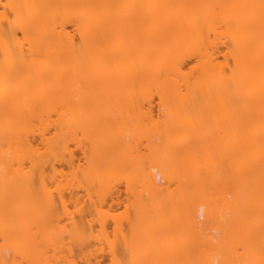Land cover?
Wrapping results in <instances>:
<instances>
[{
    "label": "bare ground",
    "instance_id": "obj_1",
    "mask_svg": "<svg viewBox=\"0 0 264 264\" xmlns=\"http://www.w3.org/2000/svg\"><path fill=\"white\" fill-rule=\"evenodd\" d=\"M0 4V264L79 263L73 246L86 243L85 225L92 219L85 223L75 216L78 209L68 210L65 191L96 186L100 198L109 179H128L117 173L128 162L148 194L135 204L134 219L125 217L129 264H209L205 247L222 253L216 264L229 257L233 264H264V161L262 169L256 161L264 146L254 148L258 158L249 148L264 145V0ZM153 94L160 120L149 115L145 128L141 116L148 115L139 113L136 99L148 101ZM208 119L221 130L230 122L256 128L255 135L236 138L241 153L248 148L253 155L233 158L245 170L238 175L234 166L229 200L217 187L222 179L214 170L223 151L208 140ZM109 123L113 132L106 130ZM141 136L160 140L147 139L148 165L141 155L129 158V144L132 149ZM81 139L89 143L82 164L69 153V143L79 146ZM159 179H177L182 186L178 198L166 203L174 215L162 208ZM98 220L104 225L106 215L98 212ZM109 239L110 264H122ZM237 246L242 250L236 258ZM201 249L203 259H193Z\"/></svg>",
    "mask_w": 264,
    "mask_h": 264
},
{
    "label": "rangeland",
    "instance_id": "obj_2",
    "mask_svg": "<svg viewBox=\"0 0 264 264\" xmlns=\"http://www.w3.org/2000/svg\"><path fill=\"white\" fill-rule=\"evenodd\" d=\"M2 10H3V8H2V6H1V4H0V14H1V12H2ZM187 62H188V60H187ZM186 62V63H187ZM133 97V101H135V98H137V96L136 97H134V96H132ZM139 99L141 100V98L139 97ZM140 100H138V98L136 99V101H137V104H139V110H138V108H137V110L139 111V113L141 112L142 114H144V113H146V115H148V116H141V120H142V122H143V125H144V123H145V125L146 124H148V122H149V115H150V117L152 118L151 119V121L153 120H160L159 118V116H158V105H157V100H158V97H157V95H155V94H153V95H151L150 97H149V99H148V101H146V100H144V101H140ZM141 102V103H140ZM143 102V103H142ZM134 103H136V102H134ZM141 106V107H140ZM142 108V109H141ZM111 111L112 110H110V112H109V114L111 113ZM138 111H136V109H135V111H134V113L136 112V114L137 115H139L138 114ZM125 113L126 115L125 116H127V113H129L130 111H125V110H123V111H121V113ZM121 113H119V116L120 117H122L123 116V114H121ZM140 113V114H141ZM112 114V113H111ZM132 114V113H131ZM124 117V116H123ZM144 117V118H143ZM126 118H129L128 116L127 117H124V119H126ZM121 119V118H120ZM123 119V118H122ZM121 119V122H123V120ZM111 119H109V121H110ZM128 120V119H127ZM145 120V121H144ZM108 121V122H109ZM214 121V120H213ZM211 119H208L207 120V122H208V126L210 127V130H212V133H211V136H210V134H209V136H210V139H208L209 141H210V143H212V142H214L215 141V143L217 144V146L219 145L220 146V148H222V149H224V150H222V149H219V150H221V152L223 151V153H222V159L219 161V162H217V166H216V169L214 170L215 172H217L218 174H219V176L221 177V179H222V181H221V183L220 184H218L217 185V187H218V190L220 191V190H222V192L223 191H225V193L224 194H226L225 196H227V198L226 199H230L232 196L230 195L231 194V191L233 190V187H232V185H233V180H231L233 177V174H232V170L234 169V166H237L238 167V165H239V167L238 168H240V169H237V167H236V169H237V171H238V173H237V171L236 170H234V174L235 173H237L238 175H242V173L244 174V171L241 173L240 171H242V170H245V169H243V163H242V165H240V163H239V161L238 162H235L234 160H233V158L235 159V158H237V157H242V154H243V150H242V153H241V149H242V146H239V144H237V139L236 138H238L239 140H240V136L241 137H244V136H253V135H255L254 133H253V131H255L256 130V128L254 127L253 128V126L252 127H249V126H246V125H241V124H239V123H232V122H230V123H226V124H224V125H222L223 127H222V130L220 129L221 127H219L220 125H218L216 122H213ZM113 121H111V123H112ZM141 122V123H142ZM215 123V124H213V123ZM108 126H112L113 124H107ZM106 125V127L105 128H107L108 126ZM145 125H144V127H145ZM213 125H215L214 126V128L212 127ZM219 128H218V127ZM147 127H148V125H147ZM212 127V128H211ZM113 128V130H114V127L112 126V127H109V129L107 128L106 130H107V132H109V130H110V132H113V131H111V129ZM146 128V127H145ZM218 128V129H217ZM220 129V131L222 132V137H223V139H222V137H220L221 136V134H219V132H218V130ZM217 130V131H216ZM257 134V133H256ZM152 135H154V134H152ZM151 135V136H152ZM258 135H260L259 133H258ZM128 136V135H127ZM126 136V137H127ZM157 136V135H156ZM184 136V135H183ZM183 136H181L180 135V137H183ZM155 137V136H154ZM153 137V138H154ZM222 139L221 141H219V139L220 138ZM147 139H149L150 140V138L151 137H146ZM153 138H151V139H153ZM156 138H158V137H156ZM257 138H258V136H257ZM127 139H129L128 141H130V138L129 137H127ZM126 139V140H127ZM147 139H145V136H141V138H135V140L136 141H133V143H132V145H133V148L131 149V144H129L130 146H128V147H130V149L128 150V152L130 151V153H129V155H130V157L129 158H131L132 156H137V155H141V157H142V164L144 163V164H146V165H148L149 164V162H150V155H149V150H148V148L150 147V143L148 142V140ZM179 139H181V138H179L178 137V139L176 138V136L175 137H173V139H172V141H173V143H175V144H177L178 142H179ZM235 139H236V141H235ZM242 139V138H241ZM261 139V138H260ZM85 140V139H84ZM156 140H158V139H153L152 141H156ZM175 140V141H174ZM218 140V141H217ZM81 141H82V139H81ZM128 141H126V143L128 142ZM151 141V140H150ZM159 141V142H158ZM157 141V143L159 144L160 143V140H158ZM182 141V140H181ZM230 142V143H226L225 144V142ZM262 141V140H261ZM88 142V141H87ZM132 142V141H131ZM208 142V141H207ZM240 142H241V140H240ZM239 142V143H240ZM81 143V142H80ZM182 143H184V142H181V144H180V142L178 143V145H176L178 148L179 147H181V149L185 146V144H183L182 145ZM222 143V144H221ZM224 143V144H223ZM70 145H69V153L71 154V156H72V158L74 157V160H75V163L76 162H79V163H84V158H83V150L85 149V147L87 146V144H89V143H86L85 141H82V144L80 145L79 144V146H76V144L74 145L73 143H69ZM180 144V145H179ZM213 144V143H212ZM212 144H210V146L212 147ZM256 144V143H255ZM254 144V146L251 148L250 146H249V148H250V150H251V153H253L252 155L255 157V158H258L259 157V153L257 152V150H254V148L256 149H261L264 145H262L263 144V142H262V144L261 143H258V144H256L255 145ZM222 145H226L225 147L224 146H222ZM228 145H230V146H228ZM242 145V144H241ZM252 145H253V143H252ZM89 146V145H88ZM135 146V147H134ZM183 146V147H182ZM239 146V147H238ZM128 147H127V149H128ZM227 147H228V149H227ZM134 148H135V150H134ZM227 149V150H226ZM240 149V150H239ZM247 150H248V148H247ZM247 150H246V152H244V154L243 155H245V153H247L248 154V152H247ZM226 151H228V153L226 152ZM253 151V152H252ZM254 151H256V153H254ZM85 152V151H84ZM259 152H260V150H259ZM262 152H263V150H262ZM251 153H249L248 155L246 154V157H250V156H252L251 155ZM223 154H225V157H224V155ZM258 155V156H257ZM139 156H138V158H139ZM262 157V156H261ZM243 158L244 157H242V160H243ZM232 159V160H231ZM133 160V159H132ZM131 159H130V161H132ZM140 160V159H139ZM232 161V162H231ZM257 162H258V164L259 163H261V161H264V157L263 158H261V159H257L256 160ZM260 161V162H259ZM232 163V166H230L231 165V163ZM236 164L237 163V165H235L234 163ZM242 162V161H241ZM239 163V164H238ZM263 163V162H262ZM261 163V165H260V168L262 167V164ZM130 164H132L133 165V163H131V162H128L127 164H125L123 167H122V169H120V171H119V169H118V171H117V173L119 174V173H123V175L125 176V175H127L128 176V179L126 178V177H114V178H112V179H109L108 181H107V183H106V189H105V191H103V193H101V197L99 198L96 194H95V192H96V190H97V188H96V186H90V187H85L86 185L84 184V185H82L81 187L79 186V187H77V188H75V187H73V188H70V189H67L66 191H65V194H66V199L68 200V203H67V206H68V210H76V209H78L74 214H75V216L77 217V216H83V218L85 219V223H88V222H86V221H89L90 222V220L92 221V224L90 223H88V224H86L85 225V223H84V225H85V233L87 234L88 232H90V235L92 236V237H90V235H89V237H87V241H85L86 243H84L82 246H73V250H72V254H73V256L75 257V260H77V262H79V263H77V264H110L111 262V254H112V249H110V247H109V243H108V240L107 239H109V240H111L110 242H113V249H114V251H115V254L114 255H116L115 257L122 263V264H129V261H130V259H131V256H132V252H133V250H131L130 248H126V243L127 242H129L130 241V239H131V237H130V230H129V227H130V223L128 222V221H126L125 219V217L127 216V218H129V220H132V219H134V215H135V204L137 203V201L139 200V199H141L142 201H147L148 200V194H147V191H146V189H143V188H141L139 185H138V181L137 182H135V179L137 180V177H136V175H137V171H136V168H135V166H133V167H130V168H128L126 165H130ZM57 165V167L58 168H60L61 167V165H59V164H56ZM63 165H65V168H64V172H66V171H68L69 169L67 168V166H66V163H64ZM131 165V166H132ZM145 165V166H146ZM60 166V167H59ZM241 166H242V168H241ZM264 166V165H263ZM233 167V168H232ZM262 169V168H261ZM240 172V173H239ZM232 174V175H231ZM236 174V175H237ZM130 177V178H129ZM232 177V178H231ZM230 178V179H229ZM129 179H131V180H134L133 182L131 181V180H129ZM128 181V182H127ZM160 182H161V184H160ZM224 182H226L227 183V187L229 188L228 189V191H227V193H226V190H227V187L226 186H224L225 185V183ZM157 183L158 184H160V185H162V186H164V188H163V192H162V194L160 193L159 195H158V198L159 199H161L162 201L163 200H165L164 202H162V201H160L161 202V204H162V208H163V210H166V212L168 213V214H166V215H174V213L176 212V210H172V209H170V207H168V205H170L171 203H169L170 202V200L171 199H176V198H178L177 196H178V192H179V190H181V188H182V186L180 185V183H178V181H177V179H173L172 181H170L169 183H166L164 180L162 181L161 179H159L158 181H157ZM180 185V186H179ZM192 186H193V189H192ZM192 186L189 184L188 185V187H186L188 190H190V189H192L193 191L195 190V188H196V186L194 187V184H192ZM181 187V188H180ZM224 187H226V189L225 190H223L224 189ZM210 188V187H209ZM87 189H89L88 191L90 192V196H89V192L87 191ZM192 190L190 191V192H192ZM209 190V189H208ZM178 191V192H177ZM209 191H212V189L210 188V190ZM263 194V193H262ZM87 196H88V199H87ZM140 196V197H139ZM264 195H260V202H262V197H263ZM138 197V198H137ZM161 197V198H160ZM169 197V198H168ZM92 198V199H91ZM145 198H147L146 200H145ZM169 200H168V199ZM264 198V197H263ZM167 199V200H166ZM88 200H89V202H88ZM90 200H92L91 202H90ZM169 201V202H168ZM229 202V201H228ZM91 204V207L92 206H94V207H90L89 205ZM166 203L168 204V205H166ZM94 204V205H93ZM96 206V207H95ZM88 207V208H87ZM239 207V206H238ZM94 208V209H93ZM264 208V207H263ZM89 211H88V210ZM96 209V210H95ZM88 212H90V213H88ZM220 210V209H219ZM231 210H235V209H231ZM97 211V212H96ZM178 211V210H177ZM226 211V210H225ZM224 211V212H225ZM229 211V210H228ZM235 211H237V209L235 210ZM263 210H261V216H264V215H262L264 212H262ZM98 212H101L103 215H106V220H105V223H104V225H101L100 224V222H99V220H98ZM164 212V211H163ZM165 212V213H166ZM219 212V211H218ZM238 212V211H237ZM237 212H235V214L237 213ZM87 213V214H86ZM177 213V212H176ZM227 213V214H226ZM224 215H225V224L226 225H229V214H228V212H226ZM229 213H231V211L229 212ZM234 213V212H233ZM78 214V215H77ZM84 214V215H83ZM89 214V215H88ZM220 214H221V212H220ZM219 214V215H220ZM222 214V215H223ZM231 215V214H230ZM85 216V217H84ZM227 216V217H226ZM260 216V217H261ZM87 217H89V218H87ZM174 217V216H173ZM224 217V216H223ZM222 217V218H223ZM255 217V216H254ZM172 218V217H171ZM199 219H200V221L202 222V221H204L205 219H203V217L202 216H199L198 217ZM220 218H221V216H220ZM247 218H249L248 216H247ZM261 218H263V217H261ZM87 219V220H86ZM89 219V220H88ZM228 219V220H227ZM231 219V218H230ZM250 219V218H249ZM174 220H175V218H174ZM223 220V219H222ZM117 221V222H116ZM116 222V223H115ZM120 222V226H121V232H120V230L118 229L119 227H118V223ZM170 223H172L171 221H170ZM228 223V224H227ZM88 225V226H87ZM92 227V228H91ZM89 230V231H88ZM90 230H92V231H90ZM88 231V232H87ZM92 232L94 233V234H92ZM217 232V230H212L211 231V234H213V233H215V235L218 233H216ZM109 235H108V234ZM103 235V236H102ZM107 235L109 238H107V237H105V236ZM122 235H124L125 237H123ZM87 236V235H86ZM203 237L205 236V238H206V236H207V238H208V236H210V234H208L207 232H206V234H205V232H204V234L202 235ZM217 236V235H216ZM104 237H105V240H104ZM90 239V240H89ZM113 240V241H112ZM89 246V247H88ZM115 246V247H114ZM239 247H241L240 245H239ZM238 246L237 247H234V248H232V252L234 253H236L235 254V257L237 258V254H240L241 253V250H242V248L240 249ZM82 248L84 249V250H87V253H86V251H84L83 252V250H82ZM154 248V247H153ZM158 249L160 248V247H157ZM206 249H209L207 252H211V254H209V260H208V262H209V264H216V262L219 260H217V258L219 257V255H221V254H219V252H217V251H214L215 249H210V248H208V247H205ZM204 248V249H205ZM81 249V252H79V250ZM155 250H158V249H156V248H154ZM206 249H205V251H206ZM203 249H201L200 251H201V253H200V251L199 250H196V251H198V253L199 254H197V252L195 251H193L192 252V254H193V259H203L202 257V255H203V251H202ZM211 250V251H210ZM213 250V251H212ZM113 251V252H114ZM139 251L141 252L142 251V248H140L139 249ZM205 251H204V253H205ZM89 252H91L90 254H89ZM111 252V253H110ZM159 252H160V250H159ZM158 251H157V253H159ZM213 252V253H212ZM156 253V252H155ZM230 253V252H229ZM83 254H87V255H85V257H84V255ZM195 254V255H194ZM215 254V255H214ZM231 254V253H230ZM79 255H81V256H79ZM82 255H83V257H82ZM158 255V254H157ZM199 255H201V256H198ZM205 255V254H204ZM211 255H213V256H211ZM118 256V257H117ZM206 256H208V255H206ZM233 256V255H232ZM196 257V258H195ZM222 257V256H221ZM212 258V259H211ZM220 258V257H219ZM234 258V257H233ZM158 259H160V258H158ZM76 262V261H75ZM235 262V259L233 260V259H231V257H229L228 258V260H226V264H229V263H231V264H233ZM261 263V262H260ZM263 263H264V261H263Z\"/></svg>",
    "mask_w": 264,
    "mask_h": 264
}]
</instances>
